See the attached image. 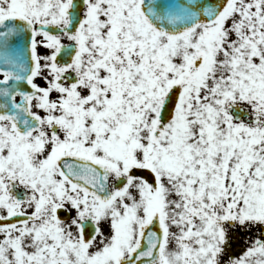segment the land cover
Returning <instances> with one entry per match:
<instances>
[{
	"label": "snow or ice",
	"instance_id": "6c2138e0",
	"mask_svg": "<svg viewBox=\"0 0 264 264\" xmlns=\"http://www.w3.org/2000/svg\"><path fill=\"white\" fill-rule=\"evenodd\" d=\"M0 77V264H264V0H0Z\"/></svg>",
	"mask_w": 264,
	"mask_h": 264
},
{
	"label": "rangeland",
	"instance_id": "374dc122",
	"mask_svg": "<svg viewBox=\"0 0 264 264\" xmlns=\"http://www.w3.org/2000/svg\"><path fill=\"white\" fill-rule=\"evenodd\" d=\"M239 246H240V245H239V244L237 245V243H236V244L234 245V250L237 251V252H239V250H240Z\"/></svg>",
	"mask_w": 264,
	"mask_h": 264
},
{
	"label": "flooded vegetation",
	"instance_id": "af4514ba",
	"mask_svg": "<svg viewBox=\"0 0 264 264\" xmlns=\"http://www.w3.org/2000/svg\"><path fill=\"white\" fill-rule=\"evenodd\" d=\"M0 78H2V77H0ZM239 245L242 246V244H240V243H239Z\"/></svg>",
	"mask_w": 264,
	"mask_h": 264
}]
</instances>
